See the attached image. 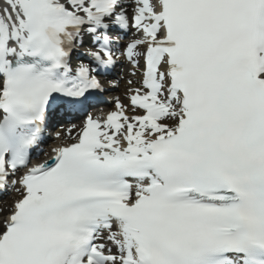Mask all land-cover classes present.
<instances>
[{"label": "snow or ice", "instance_id": "obj_1", "mask_svg": "<svg viewBox=\"0 0 264 264\" xmlns=\"http://www.w3.org/2000/svg\"><path fill=\"white\" fill-rule=\"evenodd\" d=\"M13 193L0 264H264V0H0Z\"/></svg>", "mask_w": 264, "mask_h": 264}, {"label": "rangeland", "instance_id": "obj_2", "mask_svg": "<svg viewBox=\"0 0 264 264\" xmlns=\"http://www.w3.org/2000/svg\"><path fill=\"white\" fill-rule=\"evenodd\" d=\"M52 145H53V144H50V145H48V146H45V150L47 151V149L50 148ZM13 196H14V193H13L12 195H9V198H8V197H5V199L7 198V199H6L7 201L12 202V200H13Z\"/></svg>", "mask_w": 264, "mask_h": 264}, {"label": "bare ground", "instance_id": "obj_3", "mask_svg": "<svg viewBox=\"0 0 264 264\" xmlns=\"http://www.w3.org/2000/svg\"><path fill=\"white\" fill-rule=\"evenodd\" d=\"M55 146V144H53V147ZM49 152H50V149H49ZM44 158H47V157H41V159H44ZM8 204H10L9 202H5L3 204H0V207H6Z\"/></svg>", "mask_w": 264, "mask_h": 264}]
</instances>
